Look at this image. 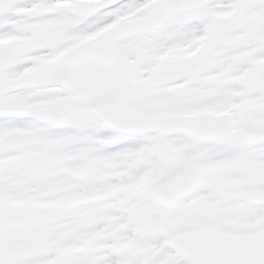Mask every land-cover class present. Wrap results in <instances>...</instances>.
<instances>
[{
	"label": "snow or ice",
	"instance_id": "obj_1",
	"mask_svg": "<svg viewBox=\"0 0 264 264\" xmlns=\"http://www.w3.org/2000/svg\"><path fill=\"white\" fill-rule=\"evenodd\" d=\"M0 264H264V0H0Z\"/></svg>",
	"mask_w": 264,
	"mask_h": 264
}]
</instances>
